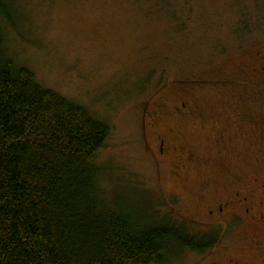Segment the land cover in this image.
Segmentation results:
<instances>
[{"label":"rangeland","instance_id":"obj_1","mask_svg":"<svg viewBox=\"0 0 264 264\" xmlns=\"http://www.w3.org/2000/svg\"><path fill=\"white\" fill-rule=\"evenodd\" d=\"M5 3L9 56L110 125L96 157L104 196L220 238L204 209L246 191L257 158L249 147L264 136V0ZM178 251L166 264H210L215 255Z\"/></svg>","mask_w":264,"mask_h":264},{"label":"trees","instance_id":"obj_2","mask_svg":"<svg viewBox=\"0 0 264 264\" xmlns=\"http://www.w3.org/2000/svg\"><path fill=\"white\" fill-rule=\"evenodd\" d=\"M6 19L0 0V264H166L172 248H212V234L104 196L96 157L110 125L9 56Z\"/></svg>","mask_w":264,"mask_h":264},{"label":"flooded vegetation","instance_id":"obj_3","mask_svg":"<svg viewBox=\"0 0 264 264\" xmlns=\"http://www.w3.org/2000/svg\"><path fill=\"white\" fill-rule=\"evenodd\" d=\"M184 107L186 103L181 105V110ZM154 112V118H159V112ZM160 138L159 154H163L167 139ZM251 150L257 151V158L246 166L252 174H244L246 191L229 193L223 200L204 209L205 215L216 221L221 232L213 247L204 253L208 256L215 254L209 259L210 264H264V136L255 147H249ZM185 158L190 159L191 155ZM179 163L183 167L184 161ZM239 231L241 238L235 240L240 235ZM228 237L230 243L227 244L225 239Z\"/></svg>","mask_w":264,"mask_h":264}]
</instances>
